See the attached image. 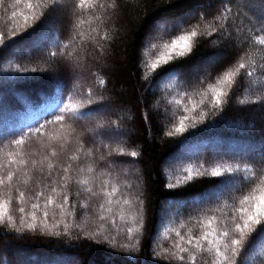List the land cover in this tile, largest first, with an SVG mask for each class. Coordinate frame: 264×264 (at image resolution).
Returning <instances> with one entry per match:
<instances>
[{"label": "trees", "instance_id": "obj_1", "mask_svg": "<svg viewBox=\"0 0 264 264\" xmlns=\"http://www.w3.org/2000/svg\"><path fill=\"white\" fill-rule=\"evenodd\" d=\"M6 3L12 5L14 0ZM64 3L63 11L35 24L30 20L28 26L16 29L17 35L8 38L6 47L0 46V141L7 145L29 129L54 119L62 102L67 103L71 97L76 103L84 90L93 87L97 96L103 95L109 102L107 116L120 121L123 135L118 138L119 147L127 153H139L135 158L120 157L124 163L113 172V182L120 186V193L132 200L131 209L125 207V212L132 215L139 210V215L135 224L131 220L121 222L117 217L120 231L106 223L97 236L93 230L100 224L94 218L98 202L82 209L81 198L72 200L77 205L76 215L67 217L71 226L67 235L61 229H56L60 235H53L42 228L25 230L19 223V231L10 224H2L0 264H167L163 249L174 240L171 229L179 230L181 223L211 214L222 204L231 206L234 199L248 190L240 174L195 177L184 183L185 169L195 170L201 164L211 168L235 163L259 168L264 161V103L259 102L264 96V74L259 71L254 77L258 83L251 88L234 89L222 110L205 108L208 114L195 128L174 136L166 134L184 114L185 93L199 100L203 88L198 80L206 74L215 76L222 72L239 47L248 43L245 38L258 32L264 23V0H225L224 6L231 10L232 28L236 30V47L215 35L201 37L193 52L196 58H188L192 60L190 64L162 76L149 75L147 80L141 77L142 61L151 55H144V37L149 30L145 22L149 18L168 17L169 24L174 22L186 31L201 16L211 22L222 9L221 0H122L119 11L106 18L111 43L103 45L105 57L96 56L89 64L97 74L95 85L90 73H70L58 59L48 56L50 51H57L58 44L69 43L70 35L75 34L71 23L75 20L73 0ZM13 10L27 12L23 4L10 7L7 13L0 8V31L7 32L11 27L5 21ZM20 23L23 24L22 17ZM199 24L200 30L207 28L203 20ZM214 39L216 42L212 43ZM248 51L257 64L264 62V48L249 44ZM218 53L221 54L211 66L207 64L191 73L195 65L212 60ZM100 79L106 80V88L99 85ZM97 115L100 114H92L93 118ZM38 147L35 138L28 145L29 150ZM169 184L176 186L170 188ZM72 191L75 192L74 185ZM31 202L30 199L24 205L26 211H31ZM16 207L13 204L10 212L18 221ZM53 211L55 220L61 218L59 209L50 208L49 226L55 222ZM41 215L37 212V216ZM28 220L31 222L30 217ZM127 227L141 228L134 233L132 250L120 246L129 242L123 231ZM260 248H264V232L251 237L242 257L244 264H258L259 257H249Z\"/></svg>", "mask_w": 264, "mask_h": 264}, {"label": "snow or ice", "instance_id": "obj_2", "mask_svg": "<svg viewBox=\"0 0 264 264\" xmlns=\"http://www.w3.org/2000/svg\"><path fill=\"white\" fill-rule=\"evenodd\" d=\"M121 3L122 0H73L72 15L75 20L71 23L75 34L70 35L69 43L58 44L57 51H50L48 56L53 60L58 59L70 73H90L95 85L97 74L91 71L89 64L94 62L96 56L105 57L103 45L111 43L106 18L110 19L119 11ZM21 4L27 12L11 11L5 21L11 27L7 32L0 31V46L6 47L8 38L15 37L16 29L28 26L30 20L35 24L65 9L64 0H14L12 5H8L6 0H0V8L5 13L10 7L16 8ZM221 4V11L211 18V22L208 17L201 16L197 24L186 31L174 22L169 24L168 17L149 18L144 25L149 29L144 37V47L147 49L144 55H151L142 61V79L147 80L149 75L162 76L184 64H190L192 60L188 58H196L193 52L201 37L215 35L216 39H223L225 43H232L236 47V30L232 28L231 10L224 6L225 0H221ZM21 17L23 24L20 23ZM199 20H203L207 28L200 30ZM216 39L211 42L215 43ZM245 39L248 43L239 47L222 72L215 76L206 74L198 80L203 88L199 100H193L185 93L187 105L183 107L184 114L178 117L173 130L166 133L168 136L195 128L208 114L205 108L209 111L222 110L234 89L251 88L258 83L254 77L258 71L264 74V62L257 64L248 51V45L255 44L264 48V23L258 32ZM169 65L171 67H167ZM99 85L106 88V80L100 79ZM259 102L264 103V96H261ZM108 111L109 102L105 97L97 96L93 87H88L81 93L80 101L73 103L69 97L67 103L62 102L54 119L29 129L27 134L22 133L7 145L0 141V225L10 224L19 231V223L25 230L42 228L53 235H60L61 232L56 229H61L67 235L71 227L67 217L76 215L77 205L72 204V200L81 198L83 203L79 207L82 209H88L92 202H98L95 204L94 218L100 224L93 230L94 235H101L106 223L120 231L117 228V217L121 222L131 220L133 224L136 223L139 210L132 215L125 212V207L131 209L132 200L120 193V186L113 182V172L124 163L120 157L130 155L135 158L139 153H127L119 147L118 138L123 135L120 121L109 118ZM93 113L100 115L93 118ZM144 118L147 119L146 114ZM34 138L39 147L29 150L28 145ZM185 172L184 183L195 177L240 174L248 190L234 199L231 206L222 204L211 210V214L181 223L179 230L171 229L174 240L163 249L167 264H244L242 257L251 237L264 232V161L259 168L247 163L243 166L241 163L218 164L211 168L201 164L195 170L188 168ZM175 186L168 185L170 188ZM30 199L31 211H26L24 205ZM13 204L17 205L18 221L10 212ZM65 205H68L67 210ZM50 208L59 209L61 217L55 220L53 211L52 219L55 222L51 226ZM37 212L42 215L37 216ZM140 230V227L123 229L129 242L120 246L132 250L135 247L131 243L132 238ZM111 239L116 240V237L112 236ZM257 257L258 264H264V248L253 252L249 260Z\"/></svg>", "mask_w": 264, "mask_h": 264}, {"label": "rangeland", "instance_id": "obj_3", "mask_svg": "<svg viewBox=\"0 0 264 264\" xmlns=\"http://www.w3.org/2000/svg\"><path fill=\"white\" fill-rule=\"evenodd\" d=\"M189 13H192V11H190ZM148 32V31H147ZM221 53H218L212 60H207V61H205V62H200L199 64H197V65H195L193 68H192V70H191V73H196L198 70H200V69H204L206 66H207V64H208V66H211V63H212V61L214 60V59H216L219 55H220ZM177 155H179L178 153H177ZM130 171H131V173H133V171H132V169H130ZM163 209V208H162ZM162 212H163V210H161Z\"/></svg>", "mask_w": 264, "mask_h": 264}]
</instances>
